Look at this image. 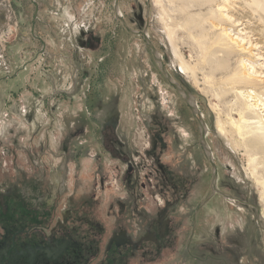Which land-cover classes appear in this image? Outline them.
I'll list each match as a JSON object with an SVG mask.
<instances>
[{
	"label": "rangeland",
	"instance_id": "rangeland-1",
	"mask_svg": "<svg viewBox=\"0 0 264 264\" xmlns=\"http://www.w3.org/2000/svg\"><path fill=\"white\" fill-rule=\"evenodd\" d=\"M221 2L240 26L219 15ZM35 3L32 25V0H0V194L133 240L165 210L171 255L158 263L222 264L221 251L237 264H264L260 188L237 136L227 125L222 136L216 130L218 117L223 124L237 118L240 87L226 78L248 55H226L223 43L214 44L220 24L244 29L264 48V0ZM180 59L188 75L179 72ZM155 136L165 149L158 144L151 154ZM157 158L171 170L166 182Z\"/></svg>",
	"mask_w": 264,
	"mask_h": 264
},
{
	"label": "flooded vegetation",
	"instance_id": "flooded-vegetation-1",
	"mask_svg": "<svg viewBox=\"0 0 264 264\" xmlns=\"http://www.w3.org/2000/svg\"><path fill=\"white\" fill-rule=\"evenodd\" d=\"M158 144L159 152L165 149L162 138L155 136L151 154ZM155 166L156 174L164 182L169 180L171 170H166L159 158ZM6 197L13 205L11 201L5 205ZM32 206L26 198L0 194V264H160L161 258L171 255L165 252L172 239L169 222H162L165 210L163 216L152 218L142 236L133 240L127 231L108 234L89 222L58 220L55 207H51L53 211L42 209L45 212L40 214L37 210L41 209ZM218 252V263L221 259L222 264H237Z\"/></svg>",
	"mask_w": 264,
	"mask_h": 264
},
{
	"label": "bare ground",
	"instance_id": "bare-ground-1",
	"mask_svg": "<svg viewBox=\"0 0 264 264\" xmlns=\"http://www.w3.org/2000/svg\"><path fill=\"white\" fill-rule=\"evenodd\" d=\"M223 3L228 4V6L230 4L228 1ZM223 3L221 2V4H217L218 6L216 9L219 15L224 17L225 22H230L231 26H240L239 20L234 19L232 17L233 15L230 16L228 8L226 9L227 6L222 5ZM255 6L257 7V5ZM214 27L220 31V34H218L219 37L215 39L214 44L225 46L222 50L223 52L221 51L222 53L231 55V53L237 51L241 54L246 53L248 55L239 57L238 69L229 75L228 78H226V82H229L230 86L233 84L232 86L238 85L240 87L234 89L235 94L240 100L238 108L234 114L237 118L229 117L228 121L223 124L218 117L216 121V130L222 136L226 132L225 125H227L230 127L231 132H233L240 140V144L242 143V147L245 149L246 156L249 158V175L254 180L258 188H260L258 193L259 202L263 207L264 215V48L262 45H260L261 41L256 42L252 40L251 36L249 37L248 33L244 32V29L239 30L240 33H233L229 28L225 26L223 27L220 24L214 25ZM168 31L170 32V30ZM164 36L166 37L167 41L171 43V36L167 35L166 33ZM222 43L223 45H221ZM255 50H259V52L254 53L253 51ZM258 61L261 62L258 63ZM191 70L192 69L184 64L180 59L179 72L182 74H187ZM189 99L190 103L194 104L195 100L193 97L189 96ZM216 192L218 191L216 190ZM223 196L225 199L231 201L230 197H227L226 195Z\"/></svg>",
	"mask_w": 264,
	"mask_h": 264
},
{
	"label": "water",
	"instance_id": "water-1",
	"mask_svg": "<svg viewBox=\"0 0 264 264\" xmlns=\"http://www.w3.org/2000/svg\"><path fill=\"white\" fill-rule=\"evenodd\" d=\"M35 1L36 0H32V2L34 3V12H33V17H32V25L35 23V21H36V18H37V13H38V5L35 3ZM31 33H32V35L34 36V37H36L35 35H34V27L32 26L31 27ZM143 37H144V39L145 40H147V36L145 35V34H143ZM148 46L150 47V49H151V51H152V54H153V56H154V58H155V60H156V62H158L159 64H160V66H161V69H162V72H163V74L165 75V77H166V79H167V81L169 82V84L171 85V86H173L175 89H176V91L183 97V99L185 100V102H186V104L190 107V109L192 110V112L193 113H196V114H198L199 115V117H200V114L198 113V111L196 110V106L194 105V104H192V103H190V99H189V94L186 92V91H184L171 77H170V75L167 73V71H166V69L163 67V65L161 64V58H160V56L159 55H157L156 54V52L154 51V48L151 46V44H148ZM199 127H200V133H201V143L204 145L205 143H204V132H205V126H204V124H203V122H202V120L199 118ZM204 148H205V150H206V152H207V155H208V148H207V146H206V144L204 145Z\"/></svg>",
	"mask_w": 264,
	"mask_h": 264
},
{
	"label": "crops",
	"instance_id": "crops-1",
	"mask_svg": "<svg viewBox=\"0 0 264 264\" xmlns=\"http://www.w3.org/2000/svg\"><path fill=\"white\" fill-rule=\"evenodd\" d=\"M1 88L2 86H0V99H2L1 97H5V94H6V92H2ZM8 92H10V90Z\"/></svg>",
	"mask_w": 264,
	"mask_h": 264
},
{
	"label": "built area",
	"instance_id": "built-area-1",
	"mask_svg": "<svg viewBox=\"0 0 264 264\" xmlns=\"http://www.w3.org/2000/svg\"><path fill=\"white\" fill-rule=\"evenodd\" d=\"M3 154V153H2Z\"/></svg>",
	"mask_w": 264,
	"mask_h": 264
}]
</instances>
